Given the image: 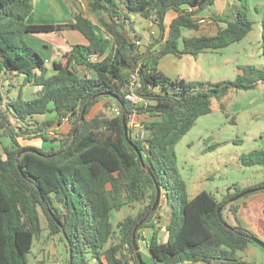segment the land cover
<instances>
[{
	"label": "trees",
	"instance_id": "1",
	"mask_svg": "<svg viewBox=\"0 0 264 264\" xmlns=\"http://www.w3.org/2000/svg\"><path fill=\"white\" fill-rule=\"evenodd\" d=\"M216 1L87 0L106 39L84 12L77 13L71 25H33L27 22L32 0H0V84L5 79L12 85L18 78L22 86L17 99L0 86V137L11 139L0 154V264H29L28 254L43 233V218L50 234L60 236L64 244L62 264H70L71 256L73 264H89L88 256L98 264H249L241 253L256 245L252 237L257 235L243 226L238 205L229 207L232 223L224 207L247 189L236 187L222 200L207 191L190 198L177 168L176 146L199 118L211 114L214 100L235 90L255 89L264 81V71L248 66L235 81L187 83L160 70L166 56L197 57L205 50H222L251 32L248 2L235 0L239 5L231 17L225 11L209 17L219 26L215 35L185 37V30H199L198 20L206 19L201 13ZM132 16L149 21L152 42L137 44L139 36L133 37L134 29L128 27ZM68 29L83 35L87 44L61 51L52 68L25 40L26 35ZM92 54L103 58L90 63ZM134 73L140 82L135 93L145 101L139 106L126 98ZM26 86L39 88L34 98L22 96ZM102 101L114 103L118 114L91 117ZM134 114L145 117L144 138L135 137L129 128L143 162L125 137L123 117L129 124ZM40 116L47 119L37 120ZM66 120L69 133L50 138L49 131ZM33 139L58 143V148L42 150L21 142ZM26 147L38 153L20 157L22 174L17 157ZM241 161L264 166V150L244 154ZM158 187L170 212L167 240L150 226L159 207L134 239L135 227L155 204ZM249 189L264 192V181ZM138 204L143 210L119 222L116 230L113 212ZM150 227L154 231L147 240L148 263L140 233Z\"/></svg>",
	"mask_w": 264,
	"mask_h": 264
},
{
	"label": "rangeland",
	"instance_id": "2",
	"mask_svg": "<svg viewBox=\"0 0 264 264\" xmlns=\"http://www.w3.org/2000/svg\"><path fill=\"white\" fill-rule=\"evenodd\" d=\"M247 2L248 18L252 22V30L242 41L222 50H205L197 57L184 55L181 58H176L170 55L161 62L160 70L172 79H184L187 83L235 81L241 74V69L248 66L264 71V0H247ZM238 5L235 0H217L203 11L201 16L209 18L212 13L221 14L225 11L226 15L231 17ZM86 13L98 27V19L89 11V7ZM209 20L211 19L209 18ZM209 20L200 25L199 30H185V37L215 35L219 26ZM131 22L128 27L134 29L131 34L133 37L139 36L142 44L152 42V32L148 30L149 21L140 16H132ZM28 23H31V20H28ZM224 25L221 24V27ZM99 28H97L98 34L102 37L103 32ZM45 37L48 39L56 37L54 41L57 44H64L68 38L71 39L69 34L64 37L53 35ZM43 39L44 37L40 38L36 35L25 36L26 42L34 46L35 49H37V42ZM54 45L56 46V43ZM47 65L52 68L53 62L47 63ZM12 83L14 87L4 79L0 86H4L1 89L5 95H8L7 91H10L8 96L17 99L22 87L21 81L18 78H13ZM38 89L36 86H26L23 88L22 96L26 100L32 99ZM115 107L114 103L102 101L93 107L90 116L117 115ZM38 119L41 121L44 117L40 116ZM144 120L145 117L138 115L131 117L128 127L132 129L135 137L140 135L141 128H137L133 124L141 126ZM0 139L4 144L11 140L8 138L9 140L5 141L6 138L3 137ZM30 144L42 150L58 146L57 143L45 142L40 139L32 140ZM260 150H264V81L260 82L253 90H235L222 99L214 100L211 114L199 118L190 132L177 144V168L187 183L189 197L194 198L200 192L207 191L213 193L218 200H222L228 193H235L236 187L247 189L246 191L251 190L250 187L264 181V166H245L242 164L241 157L244 154ZM0 154H2L1 151ZM263 197L264 192L249 194L235 201L231 199L224 207L226 219L232 223L229 207L232 203L238 205L243 225L254 234L260 233V235L257 234V237L264 241ZM158 207L160 209L152 219V223L150 222V226H154L158 230L161 240L165 241L167 240L165 227L169 222L170 213L165 198H162ZM143 208V205L138 204L133 207H125L119 212L114 211L112 222L115 229H118L119 222L129 215L136 216ZM156 211L157 209L152 213ZM42 222L43 233L34 242L28 254L29 264H59L66 258L64 244L60 240V236L50 234L44 218ZM151 227L144 228L140 233L142 255L148 263L151 262V257L147 248V240L154 231V228ZM251 246L256 252L248 250L241 253L243 259L249 264H264L263 249L254 244ZM53 250L56 251V258L52 257ZM88 261L89 264H98L91 256H88Z\"/></svg>",
	"mask_w": 264,
	"mask_h": 264
},
{
	"label": "crops",
	"instance_id": "3",
	"mask_svg": "<svg viewBox=\"0 0 264 264\" xmlns=\"http://www.w3.org/2000/svg\"><path fill=\"white\" fill-rule=\"evenodd\" d=\"M33 3V12L32 14L28 17V20H31V23L33 25H71L75 22V16L77 13L84 12L86 13V10H84L80 4L78 3L77 0H32ZM90 11V9H89ZM92 20L94 23V20L92 18H89ZM97 25L96 23H94ZM69 34L71 39H67L65 42L66 43H60L57 44V42L54 41V38L48 39L45 36H63ZM34 36V35H31ZM36 36L44 39L41 41H38L36 44L37 51L43 56V58L47 61V63L51 62H56L60 60L61 57V51L69 52L71 50V46L75 44H87V40L77 31L73 30H64L59 33H42V34H36ZM103 38L109 39L106 35H102ZM34 39V37H32ZM141 45L142 41H139ZM56 43V46L54 45ZM35 45V44H34ZM34 47V46H33ZM57 47V48H56ZM51 50V51H50ZM57 50V51H56ZM50 51V52H49ZM50 53V56L48 54ZM168 57V56H166ZM164 57L161 62L166 58ZM176 57V56H174ZM177 58V57H176ZM160 62V68L161 66ZM47 118L44 117L43 120H46ZM37 120H39L37 118ZM41 120V121H43ZM40 121V120H39ZM71 129V124L69 122H64L61 126H55L49 131V137L50 138H58L61 136V134H68ZM1 133V132H0ZM54 134V136H52ZM2 139V138H1ZM0 139V151L3 152L4 146H9L11 145V140H9L8 143L4 144L3 140ZM36 140V139H33ZM30 141L32 140H26V141H21L23 145H30ZM58 144V143H57ZM52 148H58V146L52 147ZM51 148V149H52ZM50 150V149H49ZM191 198V197H190ZM264 200V197H263ZM242 221V220H241ZM243 224V221H242ZM244 226V225H243ZM245 227V226H244ZM246 228V227H245ZM248 229V228H246ZM250 230V229H249ZM254 231L257 233V231L254 229ZM260 235V233H257ZM256 234V235H257ZM261 237V236H260ZM261 239V238H260ZM250 251L256 252L253 247L251 246L249 248ZM52 257L56 258V251H52Z\"/></svg>",
	"mask_w": 264,
	"mask_h": 264
},
{
	"label": "water",
	"instance_id": "4",
	"mask_svg": "<svg viewBox=\"0 0 264 264\" xmlns=\"http://www.w3.org/2000/svg\"><path fill=\"white\" fill-rule=\"evenodd\" d=\"M89 104H90V101L85 105V107L83 109L82 119H84L85 111H86V109H87V107H88ZM123 125H124L125 137H126L128 143L137 152V154L139 155L140 160L143 162L141 151L139 150V148L130 139V136H129V127H128V123H127L125 117H123ZM26 153H36L37 154L38 152L35 149L30 148V147H26V148L22 149L19 152L18 157H17V164H18L19 169H20V171H21L22 174H23V170L20 167V161H19V159H20V157L22 155H24ZM143 166L145 167L144 164H143ZM257 191H258L257 189H251L249 191H245L244 193H241L240 195H238L237 197H235L234 199H232V201L238 200L239 198H242V197L247 196L249 194H253V193L257 192ZM160 201H161V191H160V188L158 187V194H157V198H156L155 204H154L152 210L148 213V215L135 227L134 232H133L134 239L136 237V234H137V231H138L140 225L150 216V214L152 212H154L157 209L158 205L160 204ZM221 211H222V208L219 209L218 213L220 214ZM252 241L256 245H258L259 247H261L264 250V241L262 239H260L259 237H252ZM135 249H136V252H137L138 259L140 261H142L141 260V256H140V251H139L138 247L135 246ZM70 264H73L72 256H71V263Z\"/></svg>",
	"mask_w": 264,
	"mask_h": 264
},
{
	"label": "built area",
	"instance_id": "5",
	"mask_svg": "<svg viewBox=\"0 0 264 264\" xmlns=\"http://www.w3.org/2000/svg\"><path fill=\"white\" fill-rule=\"evenodd\" d=\"M78 3L80 4V6L84 9V10H87L88 8V3H87V0H77ZM207 20H209V18H206V19H200L198 20V23L200 25H203L205 23H207ZM212 20H209V22H211ZM137 44L140 45V42H137ZM103 58V56L99 55V54H92L88 57V62L90 63H97L99 61H101ZM83 73L87 74L88 75V78H90V74L83 70ZM140 87V82H139V75L138 73H134L132 75V78H131V82L129 84V88H130V91L129 93L127 94V100L129 102H131L133 105L135 106H139V105H142L145 101L140 98L139 96L136 95L135 91L137 88ZM117 113L119 112L117 108L114 109ZM135 115V114H134ZM67 122V120H66ZM133 126L137 127V128H141V126L139 124H133ZM52 136H54V134H52ZM138 137L140 138H144L145 137V133L144 132H140V135H138ZM63 262L60 261L59 264H61Z\"/></svg>",
	"mask_w": 264,
	"mask_h": 264
}]
</instances>
